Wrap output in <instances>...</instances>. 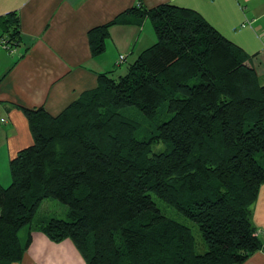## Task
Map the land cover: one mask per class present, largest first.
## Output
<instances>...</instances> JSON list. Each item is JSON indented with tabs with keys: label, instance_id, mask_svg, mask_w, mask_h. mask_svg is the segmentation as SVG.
Returning a JSON list of instances; mask_svg holds the SVG:
<instances>
[{
	"label": "trees",
	"instance_id": "trees-1",
	"mask_svg": "<svg viewBox=\"0 0 264 264\" xmlns=\"http://www.w3.org/2000/svg\"><path fill=\"white\" fill-rule=\"evenodd\" d=\"M126 13L149 18L157 40L124 75L101 73L56 116L22 108L33 143L11 159V183L0 182V264L20 262L35 230L71 240L87 264H242L263 248L253 206L264 184V82L253 58L195 9ZM118 22L89 31L93 55ZM2 23V37L20 44L17 13ZM132 106L149 123L142 139L122 112ZM156 143L167 150L151 153ZM47 198L66 204L67 218L36 219Z\"/></svg>",
	"mask_w": 264,
	"mask_h": 264
},
{
	"label": "crops",
	"instance_id": "crops-1",
	"mask_svg": "<svg viewBox=\"0 0 264 264\" xmlns=\"http://www.w3.org/2000/svg\"><path fill=\"white\" fill-rule=\"evenodd\" d=\"M173 3L199 11L253 59L264 82V0H0V182L11 180L10 161L33 143L23 107L60 114L84 92L97 87L99 75L112 76L124 63L156 42L149 18L138 22L131 7ZM16 12L21 42L5 48L3 19ZM119 19L109 29L105 52L93 55L89 31ZM121 55L125 56L119 63ZM127 70V69H126ZM125 70V72H126ZM123 74V73H120ZM253 222L263 248L242 264H264V184L253 206ZM11 264H87L73 242H53L32 231L20 262Z\"/></svg>",
	"mask_w": 264,
	"mask_h": 264
},
{
	"label": "rangeland",
	"instance_id": "rangeland-1",
	"mask_svg": "<svg viewBox=\"0 0 264 264\" xmlns=\"http://www.w3.org/2000/svg\"><path fill=\"white\" fill-rule=\"evenodd\" d=\"M157 40V37H156ZM130 63H124L120 69H122V71L118 72L117 74L114 75L115 78H118L120 75H124L126 72L125 70L129 67ZM127 71V70H126ZM123 73V74H120ZM123 114L130 116L134 119H136L137 121L140 122V128L137 131V137L139 139H142L144 137H146L147 135H149L150 133L148 132V128H149V123L148 121L144 118V116L141 114V112L136 108V107H128L122 110ZM167 150V146L164 143H156L153 144L151 147V153L154 152H159V151H165ZM12 180V179H11ZM8 182L7 184H3L4 186H8L10 183ZM156 202L158 204V206L162 209V211L169 216L170 218H173L175 220H177L178 222L184 223L186 225H189L190 227H192L198 242L201 243V237L200 234L198 232V230L196 229V227L194 226L193 223H191L190 221H188L184 216H182L180 213H178L173 207L169 206L167 203H165L164 201L155 198ZM69 212V207L62 203L61 201L57 200V199H53V198H47L45 199L38 211V214L36 216V219H50L52 217H57V218H67ZM33 228H36V223H34ZM30 226H26L25 228H23L20 231V237L24 240L26 239L27 235H28V231ZM206 250L205 246H201L200 251L203 252Z\"/></svg>",
	"mask_w": 264,
	"mask_h": 264
},
{
	"label": "built area",
	"instance_id": "built-area-1",
	"mask_svg": "<svg viewBox=\"0 0 264 264\" xmlns=\"http://www.w3.org/2000/svg\"><path fill=\"white\" fill-rule=\"evenodd\" d=\"M1 43L7 49H10L12 47L5 38L2 39ZM124 59H125V56L121 55L118 62L121 63L124 61Z\"/></svg>",
	"mask_w": 264,
	"mask_h": 264
}]
</instances>
